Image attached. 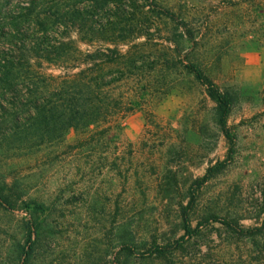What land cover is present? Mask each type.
<instances>
[{"label": "rangeland", "instance_id": "374dc122", "mask_svg": "<svg viewBox=\"0 0 264 264\" xmlns=\"http://www.w3.org/2000/svg\"><path fill=\"white\" fill-rule=\"evenodd\" d=\"M126 1L0 0V55L21 60V77L78 69L41 60L46 46L65 43L71 58L115 46L119 55L151 38L157 50L145 81L114 93L142 109L112 125L51 141L45 129L14 135L11 96L0 95V192L11 204L0 201V264H248L259 256L264 234L235 229L264 220V0ZM28 48L31 64L22 59ZM189 62L232 96L235 145Z\"/></svg>", "mask_w": 264, "mask_h": 264}, {"label": "trees", "instance_id": "16d2710c", "mask_svg": "<svg viewBox=\"0 0 264 264\" xmlns=\"http://www.w3.org/2000/svg\"><path fill=\"white\" fill-rule=\"evenodd\" d=\"M138 0H127L126 7L133 5ZM144 7L145 5L142 4ZM129 13L128 8L124 9ZM140 16L143 18L145 29L152 27L153 16L150 11H142ZM148 22V24H144ZM53 27V25H52ZM48 29V26L47 28ZM147 31V30H145ZM141 33V32H140ZM143 34V33H142ZM190 36L192 32L189 30ZM141 35V34H139ZM24 47L27 45L25 39L21 38ZM142 50L127 49L126 52L114 55L117 48H109L108 52H95L80 54L75 58L63 55L65 43L55 47L53 52L52 46L44 48L45 56L39 55L41 60H46L49 64H59L62 66H72L78 69L74 72L68 71L58 76H36L28 72V76L21 77L17 72L20 65L19 58L14 55H0V95L6 98L11 96L13 112L11 115L15 119L12 134H22L32 129H45L48 140L61 139L64 134L71 129L83 130L91 124L105 122L112 125L120 119L134 111L142 108L136 106L132 101H126L129 96L125 92L114 94L115 90L125 85H136L145 81V77L150 75V70L144 66L156 63L154 48L155 44L152 39L142 43ZM40 49V46L38 45ZM57 49L59 52L57 53ZM25 63L32 61L33 55L28 48L24 54ZM63 55V56H62ZM19 61V62H18ZM145 63V65H142ZM147 63V64H146ZM148 65V66H149ZM186 67L196 79H198L206 88L208 96L216 102L215 121L221 127L227 141L235 145V136L232 128L227 124V120L232 108L233 98L228 91L222 90L213 79L206 74L203 69L194 62H189ZM148 70L146 74L145 72ZM0 107L2 105L0 104ZM22 116L26 122H21ZM11 131V130H10ZM232 150H230V155ZM225 166V162H219L210 167L207 172L196 180L198 186L211 178L216 171ZM0 201L9 204L8 199L0 192ZM40 207V206H36ZM184 227L186 236L192 237L194 229L188 217L186 208L183 211ZM210 217V216H209ZM211 219L220 220L216 216ZM223 224L235 228V224L229 221H222ZM239 234L244 236H254L255 234H264V220L262 225L255 229H235ZM257 249L259 256L254 257V262L248 264H264V244ZM158 254H164L165 248H155ZM153 251H150V253Z\"/></svg>", "mask_w": 264, "mask_h": 264}]
</instances>
